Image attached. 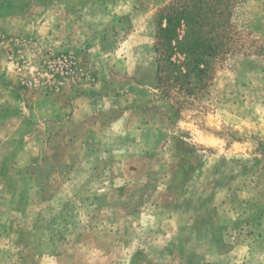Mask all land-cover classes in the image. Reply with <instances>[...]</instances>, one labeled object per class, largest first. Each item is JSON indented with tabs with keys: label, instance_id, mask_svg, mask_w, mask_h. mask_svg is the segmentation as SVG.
Here are the masks:
<instances>
[{
	"label": "rangeland",
	"instance_id": "374dc122",
	"mask_svg": "<svg viewBox=\"0 0 264 264\" xmlns=\"http://www.w3.org/2000/svg\"><path fill=\"white\" fill-rule=\"evenodd\" d=\"M168 1L0 0V264H264V50L179 110Z\"/></svg>",
	"mask_w": 264,
	"mask_h": 264
},
{
	"label": "trees",
	"instance_id": "16d2710c",
	"mask_svg": "<svg viewBox=\"0 0 264 264\" xmlns=\"http://www.w3.org/2000/svg\"><path fill=\"white\" fill-rule=\"evenodd\" d=\"M241 2L169 0L155 13L154 87L179 110L207 89L217 64L231 58L236 63L264 50L251 38L254 32L236 20Z\"/></svg>",
	"mask_w": 264,
	"mask_h": 264
}]
</instances>
